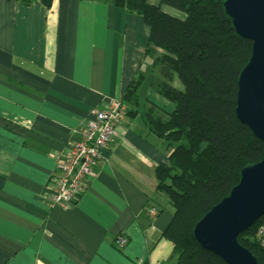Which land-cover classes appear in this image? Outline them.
Masks as SVG:
<instances>
[{
  "label": "crops",
  "instance_id": "crops-1",
  "mask_svg": "<svg viewBox=\"0 0 264 264\" xmlns=\"http://www.w3.org/2000/svg\"><path fill=\"white\" fill-rule=\"evenodd\" d=\"M149 33L141 19L100 2L53 0L46 10L0 0V264L171 262L161 236L172 211L154 174L169 152L122 103L142 74L140 105L173 110L148 85L158 81ZM113 102L125 115L81 197L52 208L46 193L92 122L88 112Z\"/></svg>",
  "mask_w": 264,
  "mask_h": 264
},
{
  "label": "trees",
  "instance_id": "trees-1",
  "mask_svg": "<svg viewBox=\"0 0 264 264\" xmlns=\"http://www.w3.org/2000/svg\"><path fill=\"white\" fill-rule=\"evenodd\" d=\"M76 1L123 9L149 27L146 53L158 81L149 79L148 85L173 110L167 114L149 102L140 105L142 74L128 86L122 103L127 115H138L169 152L166 164L154 171L157 190L172 211L161 237L172 245V264H224L194 241L192 231L238 184L242 169L263 157V144L235 115L237 80L249 60L251 43L235 33L224 11L226 0H159V6L146 0ZM17 2L25 7L38 3L48 10L53 0ZM160 6L183 18L164 14ZM262 225L264 216L237 237L258 264H264V249L255 232Z\"/></svg>",
  "mask_w": 264,
  "mask_h": 264
},
{
  "label": "water",
  "instance_id": "water-1",
  "mask_svg": "<svg viewBox=\"0 0 264 264\" xmlns=\"http://www.w3.org/2000/svg\"><path fill=\"white\" fill-rule=\"evenodd\" d=\"M235 33L251 43L237 80L235 115L264 146V0H226ZM264 216V153L242 169L238 184L194 226V241L224 264H258L237 237Z\"/></svg>",
  "mask_w": 264,
  "mask_h": 264
},
{
  "label": "built area",
  "instance_id": "built-area-1",
  "mask_svg": "<svg viewBox=\"0 0 264 264\" xmlns=\"http://www.w3.org/2000/svg\"><path fill=\"white\" fill-rule=\"evenodd\" d=\"M88 114L93 117L92 122L85 126L81 141L69 150L66 160L57 166L55 189L46 193V197L52 202V208L64 207L81 197L101 150L106 148L116 134V128L125 112L119 103L113 102L104 110H91ZM149 215L155 217L156 212L151 211ZM255 238L264 249V225L258 227ZM125 244L124 238H118L115 243L119 249Z\"/></svg>",
  "mask_w": 264,
  "mask_h": 264
},
{
  "label": "rangeland",
  "instance_id": "rangeland-1",
  "mask_svg": "<svg viewBox=\"0 0 264 264\" xmlns=\"http://www.w3.org/2000/svg\"><path fill=\"white\" fill-rule=\"evenodd\" d=\"M147 3H149L150 5L152 4L153 6H159V0H147ZM160 9L164 14L169 15L171 17H174L177 19L183 18V15L180 12L174 11L168 7L160 6ZM177 85H178V83H177ZM169 264H172V263L169 262Z\"/></svg>",
  "mask_w": 264,
  "mask_h": 264
}]
</instances>
